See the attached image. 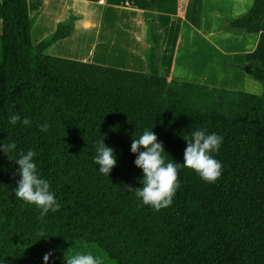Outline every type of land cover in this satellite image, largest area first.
<instances>
[{
    "label": "trees",
    "instance_id": "trees-1",
    "mask_svg": "<svg viewBox=\"0 0 264 264\" xmlns=\"http://www.w3.org/2000/svg\"><path fill=\"white\" fill-rule=\"evenodd\" d=\"M131 2L152 11L155 0ZM145 18L151 46L140 72L46 53L76 17L34 44L28 1L0 0V145H17L8 155L0 151V264H45L49 252L47 264H66L65 257L86 254L84 243L115 264H264V66L255 58L238 66L260 83L259 94L168 80L163 32L152 14ZM263 21L264 0H252L228 30L258 33ZM13 113L21 116L16 125ZM145 129L163 143L165 163L183 164L184 137L196 129L221 136L212 153L221 176L209 183L180 167L171 206L143 205L127 186L142 187L130 149ZM102 140L117 161L109 176L94 163ZM29 149L61 205L42 221L14 192L21 178L15 159Z\"/></svg>",
    "mask_w": 264,
    "mask_h": 264
},
{
    "label": "crops",
    "instance_id": "crops-1",
    "mask_svg": "<svg viewBox=\"0 0 264 264\" xmlns=\"http://www.w3.org/2000/svg\"><path fill=\"white\" fill-rule=\"evenodd\" d=\"M27 1L29 14L33 18L32 42L38 43L50 37L59 22L67 21L70 16L76 17L70 34L50 45L46 53L55 51L66 58L130 69V62H108L90 56V44L97 31L104 37L113 33L118 35L120 30L133 34L140 31L145 45L133 53L130 51L127 55L128 61L133 64L139 62L138 65L143 66L145 60L141 62L139 60L151 46L145 16L152 14L157 28L163 32L161 65L168 80L202 81L208 85L256 94L262 91L260 83L249 79L245 70L238 66H244L246 61L254 58L264 66V53L260 49L261 42H264V21L258 33H235L228 30V21L245 13L252 0H155L152 11L138 8L131 0ZM34 35L37 39H34ZM197 43H202L203 49H208L209 46L222 58L218 70L223 79L235 80L241 85L212 80L209 71L181 73L179 71L181 59L189 53L188 51H192ZM77 44H82L85 50L74 49Z\"/></svg>",
    "mask_w": 264,
    "mask_h": 264
},
{
    "label": "clouds",
    "instance_id": "clouds-1",
    "mask_svg": "<svg viewBox=\"0 0 264 264\" xmlns=\"http://www.w3.org/2000/svg\"><path fill=\"white\" fill-rule=\"evenodd\" d=\"M18 122H21V116L13 113L9 117V123L16 125ZM22 123L29 125L31 121L25 117ZM48 127L49 125L45 122L40 126V131H47ZM184 139L187 141V147L184 150L183 164L172 161L165 163L162 155L165 152L163 143L158 142L152 130L145 129L139 138L133 139L130 150L137 154L134 163L143 171V178L140 181L142 187L132 188L130 185L127 187L135 192V196L142 201L143 205L151 206L155 211L171 206L179 187L178 168L180 167L194 170L202 180L209 183L215 182L221 176L222 164L212 156V153L219 151L223 138L215 133L206 134L205 130L196 129ZM16 148L17 145L14 142L0 145V151L7 155ZM35 155V152L29 149L26 153L21 151L15 159L19 165L17 171L21 178L17 181L14 192L17 199L39 209L38 219L42 221L50 211H58L61 205L57 202L54 193L50 191L49 182L39 175L33 159ZM94 163L99 166V172L106 176H109L117 163L114 150L106 146L103 140L97 144ZM39 236L46 235L41 231ZM51 255V252L44 255L45 264ZM65 260L66 264H102L100 258L90 253H76L65 257Z\"/></svg>",
    "mask_w": 264,
    "mask_h": 264
},
{
    "label": "rangeland",
    "instance_id": "rangeland-1",
    "mask_svg": "<svg viewBox=\"0 0 264 264\" xmlns=\"http://www.w3.org/2000/svg\"><path fill=\"white\" fill-rule=\"evenodd\" d=\"M116 34L117 33H113L111 35H108L107 37H104L101 36L97 31V33L94 34V40L92 39V43L90 44V56H94V58L106 60L108 62H130V69L128 70L140 72L147 71L145 63L143 64V66H139V62L133 64L131 61H128L129 56L127 55L128 53H130V51L131 53H133L145 45L142 33L138 31L136 34H133L129 31L120 30L118 31V35ZM33 37L34 39H37L35 35ZM86 41L87 39L85 40V42ZM249 41H251V39ZM34 43L36 44L37 42ZM261 43L262 44L260 45V49L264 53V42ZM197 44L198 45L192 51H188L189 53H187V55H184L183 59H181L179 65V71L181 73L193 74L197 70H204L209 71L212 80L228 82L230 84H235L238 86L241 85V83L238 81H233L230 79L225 80L222 78V74H220L221 72L218 70V68L221 67L222 58L219 57L214 49H211L209 46H207L208 49H203L204 45L202 43ZM74 49H76L77 51L85 50L82 44L75 45ZM48 54L53 56L65 57L57 54V52L55 51L48 52ZM143 60H145L144 57H142L139 61L141 62ZM82 247L86 251V254L90 253L93 256L100 258L102 264H115V262L108 259L105 253L95 244L84 243Z\"/></svg>",
    "mask_w": 264,
    "mask_h": 264
},
{
    "label": "water",
    "instance_id": "water-1",
    "mask_svg": "<svg viewBox=\"0 0 264 264\" xmlns=\"http://www.w3.org/2000/svg\"><path fill=\"white\" fill-rule=\"evenodd\" d=\"M247 69H248V67H247V66H245V67H244V70H245V71H247Z\"/></svg>",
    "mask_w": 264,
    "mask_h": 264
}]
</instances>
